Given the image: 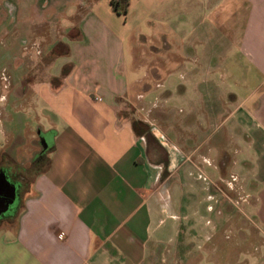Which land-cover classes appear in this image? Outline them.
<instances>
[{
    "label": "crops",
    "instance_id": "obj_1",
    "mask_svg": "<svg viewBox=\"0 0 264 264\" xmlns=\"http://www.w3.org/2000/svg\"><path fill=\"white\" fill-rule=\"evenodd\" d=\"M4 1L10 31L24 34L23 46L10 42L8 64L13 73L26 68L7 96L32 106L37 98L50 127L34 128L48 163L0 226V264H187L211 208L188 202L202 164L226 191L247 195L241 221L264 264V0H129L125 17L110 0ZM191 64L203 71L192 73ZM217 81L233 104L231 144L238 152L242 138L247 150L239 160L214 132L200 137L206 148L196 153L190 139L170 141L172 124L159 125L170 114L159 110L154 90L167 83V97L183 98L186 113L213 127L223 117ZM154 148L178 185H156L162 168ZM220 160L249 172L232 168L234 184Z\"/></svg>",
    "mask_w": 264,
    "mask_h": 264
},
{
    "label": "rangeland",
    "instance_id": "obj_2",
    "mask_svg": "<svg viewBox=\"0 0 264 264\" xmlns=\"http://www.w3.org/2000/svg\"><path fill=\"white\" fill-rule=\"evenodd\" d=\"M7 4L8 3H5L4 0H0V169L3 167V169L9 170L13 174L21 173L23 175H28L25 186V190H27L30 186V182H32L34 177L42 171L48 163V149L45 148L44 154L40 157L37 154L40 148L37 145L36 140L38 139V135L34 128H36L38 124H41L44 129H47L50 125L47 115H45V117L39 114V111L42 109V103H40L37 98H30L34 102V106H32L30 104L23 105L24 98L12 101V99L7 96V90L12 89L16 78L26 72V68H22L20 70H15L13 73L8 64V55H11L10 52H12L9 45L10 42L14 40L17 46H23L20 40L24 38V34H18L17 32L14 34L12 30L10 31L11 17L7 15L8 10L5 9L8 8ZM36 33L33 34L32 40L39 39L40 34ZM28 38H30V36H28ZM28 52V50H23L22 48L18 51L20 55H26ZM146 52L147 54L150 53L149 50ZM191 65V69H197L192 73L200 74L203 71L202 67L195 64ZM189 67L190 66H185V69ZM173 75L174 76L169 80V84L175 86L177 82L174 80L180 75L178 73ZM165 84L167 85V83ZM165 84L156 87L154 94L159 95V98L156 99L159 102V110L162 111L166 109L170 114V119H168V121L166 119H160L159 125L166 129L165 124H167V122H169V125L172 124L171 126L174 128V133L171 130L172 134L169 135L170 133H167V135L170 137V141L173 144L180 146L181 138L184 141L190 139V144H193L192 146H197L196 153L205 151V146L198 145L199 139L204 134L206 135V133L214 132L216 133V138H218L217 140H221L223 149L232 154L231 156L238 160L247 156V150H245L243 146V139L240 138V140H238L240 150L237 152L235 151V145L231 144V139L229 138L232 130L230 128L231 121H229L227 113L232 109L233 104L231 105L229 99L225 97V92L227 90L225 82L217 81L216 83L221 87V89H219L221 91L219 94L221 97L218 98L217 101L222 102L223 117L218 119L213 127L207 125V123L200 122L198 118L199 114L195 118L193 116H195L196 113H186L187 106L183 98H180L176 94L167 97L165 92L167 86H165ZM34 109L38 112V118H34L33 116L35 114ZM185 117L186 119H184ZM8 119L11 120L8 121ZM22 123L25 124L23 129L21 128ZM14 135H17L18 138L12 141ZM226 151L222 156L224 158L229 156L226 154ZM151 156L155 161L160 163L162 168L156 185L164 188L178 185V178L167 176L168 167L166 165L165 156L161 150L154 148L151 152ZM195 157H197V155H194V158ZM219 164L223 176L234 182V184L236 183L234 181L235 179L231 177L233 171L240 175L243 173L245 176H247V172H249L247 166L241 163L234 164V166L231 167L230 162L227 164L224 160H220ZM202 166L201 169H204V171H201L200 177H197L198 172L194 169L196 178L194 180L192 179V181L194 182L193 185L196 187V190L194 194L187 195L190 199L188 202L192 205L200 202L202 204L200 208H206L208 204L211 205V208L205 211V218L208 220L207 223L203 224L200 227L201 229H199L198 226L201 240H194L190 244V257L187 264H262L258 256L251 253V241L247 243V234L252 235L253 229L251 226L245 225L241 221V208L247 205V195L241 193L232 194L226 191L218 174L215 175L209 167H207V164H202ZM240 171L242 173H240ZM219 188L221 193L219 192ZM24 194V191L23 193L21 192L15 214L6 218L10 219L9 217L13 218L17 215L22 207ZM207 194H209L210 197H208ZM230 203H233V205H230ZM203 212V210L200 211L201 215ZM218 212L221 213V215ZM227 213H232V217L228 219L227 223H224L222 219ZM236 215L237 217L239 216L238 227L235 226ZM5 222L6 219L0 221V226ZM231 222L233 224H231ZM203 233H207V237L204 238ZM194 238H198V235L196 234Z\"/></svg>",
    "mask_w": 264,
    "mask_h": 264
},
{
    "label": "water",
    "instance_id": "obj_3",
    "mask_svg": "<svg viewBox=\"0 0 264 264\" xmlns=\"http://www.w3.org/2000/svg\"><path fill=\"white\" fill-rule=\"evenodd\" d=\"M18 204V184L12 181L6 170H0V219L13 216Z\"/></svg>",
    "mask_w": 264,
    "mask_h": 264
},
{
    "label": "flooded vegetation",
    "instance_id": "obj_4",
    "mask_svg": "<svg viewBox=\"0 0 264 264\" xmlns=\"http://www.w3.org/2000/svg\"><path fill=\"white\" fill-rule=\"evenodd\" d=\"M18 137H17V135H14L13 137H12V141L13 140H15V139H17ZM20 138V137H19ZM37 141V145L39 146V151H38V155H39V157L40 156H42V154H44V151H45V149L43 148V146L40 144V141L37 139L36 140ZM0 170H6V172H7V174L9 175V177L12 179V181H14L15 183H17L18 184V195H19V200H20V195H21V192L23 193V191L24 192H26L27 190H25L26 188H25V186H26V183H27V178H28V175H23V174H13V173H11L9 170H7V169H3V167L0 169ZM30 184H31V182H30ZM10 218V217H9ZM7 220L8 218H6V217H2L1 219H0V221H2V220Z\"/></svg>",
    "mask_w": 264,
    "mask_h": 264
},
{
    "label": "trees",
    "instance_id": "obj_5",
    "mask_svg": "<svg viewBox=\"0 0 264 264\" xmlns=\"http://www.w3.org/2000/svg\"><path fill=\"white\" fill-rule=\"evenodd\" d=\"M110 6L114 13L125 17L128 12L129 0H110Z\"/></svg>",
    "mask_w": 264,
    "mask_h": 264
}]
</instances>
